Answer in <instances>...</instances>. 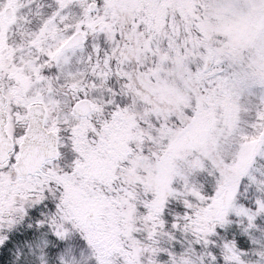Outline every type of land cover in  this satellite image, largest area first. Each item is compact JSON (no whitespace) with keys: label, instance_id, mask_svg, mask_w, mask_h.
<instances>
[{"label":"snow or ice","instance_id":"obj_1","mask_svg":"<svg viewBox=\"0 0 264 264\" xmlns=\"http://www.w3.org/2000/svg\"><path fill=\"white\" fill-rule=\"evenodd\" d=\"M0 264H264V0H0Z\"/></svg>","mask_w":264,"mask_h":264}]
</instances>
